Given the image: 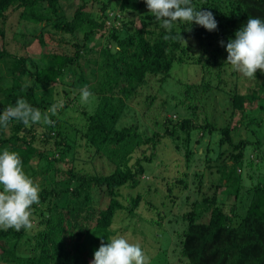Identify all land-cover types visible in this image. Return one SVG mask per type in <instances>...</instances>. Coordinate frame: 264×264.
I'll list each match as a JSON object with an SVG mask.
<instances>
[{
	"label": "trees",
	"instance_id": "obj_1",
	"mask_svg": "<svg viewBox=\"0 0 264 264\" xmlns=\"http://www.w3.org/2000/svg\"><path fill=\"white\" fill-rule=\"evenodd\" d=\"M124 1L133 3L141 27L120 13L126 10L118 8ZM69 2L78 4L71 18L64 7ZM191 3L197 10L213 14L216 30L210 32L195 22H177L169 33L149 13L144 0H0V66L5 67L0 70V114L21 98L47 113L51 105L61 101L58 83L73 89L87 86L100 100L95 113L84 114L86 130H77L76 135L69 129L66 131L67 126L59 121L54 125L41 121L25 126L11 120L7 127L9 134L0 127V152L8 148L19 154L23 170L40 187L39 203L32 209L44 208L39 220L44 230L33 244V240L21 244L27 231L23 228L19 232L0 229V264H91L101 240L107 244L109 238L117 236L114 220L118 212L127 210L134 216L142 201V196L137 195L125 206L120 200L121 188L140 185L146 164L153 162L154 150L166 138L183 142L187 161L191 163L196 131L203 135L220 133L217 157L220 175L215 195L202 202L194 201L192 211L183 217L186 227L173 255L187 264H264V173L261 172L257 184L247 188L241 173V168L253 165L251 161L246 165L244 160L247 147L253 143L234 141L236 127L231 126L232 120L219 127L205 112L200 117L198 109L208 105L199 99V87L184 83L181 104L187 113H177V122L168 117L157 121L159 131L152 137L137 121L119 126L129 101L138 95L149 77H160L163 84L176 65H190L208 73L217 68L221 78L222 70L231 66L225 64L224 58L228 41L235 39V33L246 25L249 17L264 20V0H191ZM11 8L12 13L20 11V20L32 26L34 40L46 49L39 57L15 55L5 46ZM116 9L120 12L109 11ZM103 28L107 29L103 35L110 33L108 40L96 41ZM165 35L174 38L165 40ZM66 36L70 37L66 42L68 50L63 44ZM84 52L96 57L85 59ZM255 78L257 87L249 86L245 91L236 71L230 81L219 82V90L232 85L227 92L233 109L231 117L255 108L254 103L258 102L259 109H264V72L257 70ZM209 86V82L205 83L204 90H209ZM59 109L65 111L66 107ZM49 116L54 121L56 115ZM256 124L262 129L261 122ZM259 144L255 145L257 149ZM225 145L231 149L229 152L223 151ZM177 146L181 149L180 143ZM79 148L90 152L95 161L107 162L112 171L103 175L78 167ZM149 150L152 155H147ZM138 153L140 156L135 159ZM60 163H70L71 167L60 169ZM243 191L251 197L250 201L241 196ZM219 192L236 201L242 199L245 207L240 211L244 214H238L236 201L219 202ZM104 197L108 198L106 203ZM206 216L208 222L203 220ZM20 247L27 249V255L19 254Z\"/></svg>",
	"mask_w": 264,
	"mask_h": 264
},
{
	"label": "rangeland",
	"instance_id": "obj_2",
	"mask_svg": "<svg viewBox=\"0 0 264 264\" xmlns=\"http://www.w3.org/2000/svg\"><path fill=\"white\" fill-rule=\"evenodd\" d=\"M96 2L94 1L93 5L97 9L98 5ZM77 6L78 4L75 6L71 2L69 4L64 3L69 18L73 16ZM119 6L118 8L121 9L123 7L126 10L123 13L120 12V9L109 11H118L127 20H134L136 27H141L140 18L135 15L133 3L124 1L120 2ZM12 11L13 8L9 11L11 15L6 26L7 45L5 46L15 55L28 56L30 58L39 57L46 49H43L38 44V41L34 40L35 38L31 35L32 26L30 27L26 22L20 20V11L13 13ZM104 32H107V29L103 28V31L98 34L96 41L103 39L102 41L105 42L108 40L107 36L110 33L103 35ZM78 37L81 38L82 34ZM69 40L70 37L66 36L63 39L65 41L63 44L69 42ZM66 46L68 50V43H66ZM227 55V53L224 55L226 60ZM83 57L91 60L96 57V54L84 52ZM29 66L34 69L30 63ZM4 68L0 66V70L4 71ZM218 70L217 68H212L210 71L208 70V73L201 67L176 65L172 76L163 84L160 82V77H149L148 82L139 90L138 95L129 101V108L120 120L119 126L123 127L126 124L129 126L132 125V122L137 121L140 128L146 131L148 136L152 137L155 131H159L157 121L162 122L165 117H168L177 122L179 121L178 114L185 115L187 113L181 104L186 89L183 87L184 83L193 85L195 88L199 87L197 91L198 94H201L199 99L208 105L206 108L198 109L200 117L203 118L205 112L219 127L228 125L232 120L233 124L231 126L236 127V131L233 134L234 141L239 143L240 140H247L253 143L247 147L244 159L247 161L246 165L250 161L253 165L252 167L247 165L241 168V173L245 177L243 182L245 187H253L259 181L258 177L261 172L264 173V109H259L260 103L258 102L254 103L255 108L252 106L253 109L246 110L244 114L237 112L235 118L231 117V110L233 111V109L229 102L230 95L227 92L232 85L223 86L220 90L218 87L219 82L231 80V74L234 70L231 66L226 67L227 71L222 70L221 78L217 74ZM238 74L241 77L240 87L242 91H245L246 87L256 86V78L249 81L247 77H244L239 72ZM208 82L211 85L209 86L210 89L204 90L203 86ZM56 87H58L62 95L61 101L66 110L61 111L58 109L54 122L57 123L59 121L64 124L67 126L66 131L69 129L75 135L77 130H86L87 121L84 120V114L86 112L88 114L95 113L100 100L92 95L87 103H81L80 89H73L61 83H58ZM49 118L51 117L49 116ZM133 118L136 119L134 120ZM257 122L262 123V129L258 127ZM62 130L64 132V128ZM9 131L10 129L6 128L7 134H9ZM39 131L43 132V129L40 128ZM161 131L164 132V130ZM221 139L220 133L203 135L202 132L196 131L191 144L194 154L190 163V160L187 161L185 147L182 145L183 142H178L181 146L180 149L176 141L172 138H166L160 147L154 150L153 162L146 164L147 171L142 176L140 185L136 188H130L129 186L121 188L120 200L125 206H128L132 198L137 195L142 196V201L139 203L134 216H131L127 210L118 212L114 220V228L118 231L117 236L122 235L129 242L140 244L149 258V264H187L183 263L178 256L173 255L172 251L173 248H178L180 234L183 233L186 227L183 217L192 211L194 201L202 202L204 199L215 195V186L220 175L218 171L220 162L217 161V157ZM258 142H260L259 149L255 147ZM226 150L229 152L231 149L225 145L223 151ZM78 151L80 152L77 155L79 159L76 162L78 167L103 175L112 171V167L107 162L103 160L95 161L94 157H91L90 152L87 154L83 148H79ZM150 154L152 155L151 150L147 152V155ZM139 156L140 153L136 154L135 159ZM228 164L232 165L233 161L229 160ZM70 167V163H60V169L68 170ZM263 180L264 176L262 175ZM219 193V202L235 204L236 199L234 197L225 196L222 192ZM243 195L245 200L250 201L251 197L245 191L241 193V196ZM107 199V197H104L103 202L106 203ZM244 203L240 198L236 201L239 215L244 214L242 210L240 211ZM43 209L33 208L31 217L33 228L26 231L21 244L32 240L33 244L37 240L39 233L44 230V227L39 224ZM203 220L208 222L209 216H206ZM18 252L21 255H27L28 253L27 249L23 247H20Z\"/></svg>",
	"mask_w": 264,
	"mask_h": 264
},
{
	"label": "clouds",
	"instance_id": "obj_3",
	"mask_svg": "<svg viewBox=\"0 0 264 264\" xmlns=\"http://www.w3.org/2000/svg\"><path fill=\"white\" fill-rule=\"evenodd\" d=\"M152 16L167 32H171L177 22L195 24L208 31L217 29V22L210 11L197 10L191 0H144ZM169 35L164 39L168 40ZM184 44L186 41L180 37ZM222 46H223V42ZM227 60L225 64L249 79L255 78L257 70L264 72V20L251 18L245 26L235 33V39L226 45ZM92 96L87 86L80 89L81 103H87ZM63 102L51 105L47 113L32 107L24 98L18 99L16 105H10L0 114V127L7 128L11 120L30 126L41 121L54 125L49 114H56ZM40 187L34 183L23 170L22 159L17 152L4 148L0 152V229L33 228L31 220L32 206L39 203ZM91 264H149V258L139 243H131L124 236H114L107 244L101 240L98 250L94 252Z\"/></svg>",
	"mask_w": 264,
	"mask_h": 264
}]
</instances>
